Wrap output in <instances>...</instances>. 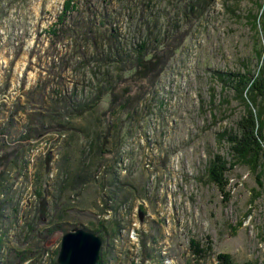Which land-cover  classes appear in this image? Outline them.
<instances>
[{
    "label": "rangeland",
    "instance_id": "374dc122",
    "mask_svg": "<svg viewBox=\"0 0 264 264\" xmlns=\"http://www.w3.org/2000/svg\"><path fill=\"white\" fill-rule=\"evenodd\" d=\"M67 1L0 0V118L13 115L17 121L9 131L12 146L4 151L21 150L16 130L21 132L34 108L46 114L55 103L54 118L69 124L65 130L46 126L29 152L27 172L10 173L0 205L6 216L0 232L8 233L4 258L12 250L36 252L43 244L50 247L49 257L44 254L40 264H49L62 235L41 241L39 234L52 222L63 223L67 232L113 222L115 211L101 215L99 209L109 188L100 184L110 181L115 167L113 191L121 189L120 199L130 196L115 213L126 229L109 264H140L142 233L148 250L161 253L159 264H197L190 243L205 246L206 240L212 250L198 264H217L218 254H229L233 264H264V169L237 164L227 175L226 203L203 174L214 155L234 161L219 134L235 130L246 102L215 74L254 72L264 64V28L257 23L264 0H215L200 13L189 10L194 0H70L71 31L52 39L49 29ZM147 25L155 35L167 33L169 41L137 80L124 83L115 66L91 60L110 29L129 49L144 39ZM106 73L120 102L132 108L110 111L107 95L92 116L69 114L71 101H87ZM36 86L44 91L42 103L33 107L25 94ZM258 105L264 109L262 100ZM96 130L108 131L101 153L87 148ZM70 173V187L60 189ZM39 194L47 201L46 217ZM36 258L35 253L25 264H36Z\"/></svg>",
    "mask_w": 264,
    "mask_h": 264
},
{
    "label": "trees",
    "instance_id": "16d2710c",
    "mask_svg": "<svg viewBox=\"0 0 264 264\" xmlns=\"http://www.w3.org/2000/svg\"><path fill=\"white\" fill-rule=\"evenodd\" d=\"M214 1L215 0H194L189 10L190 12L195 11L200 13L201 10L211 6ZM73 9L74 7L71 5V1L68 0L65 3L56 23L49 29L52 39L55 38L56 40H60L70 33L71 26H68V22L66 21ZM184 15L185 18H187L186 14ZM255 20L256 17H254V21ZM260 20L262 21V26L264 28V7L261 8L260 16L257 18L258 24ZM110 30L111 31L104 35V38L100 41L101 43H99V48L96 51L97 53L94 57L93 55L91 56V60L98 62L99 66H115V68L120 72V74H117L120 75L119 78L122 79L124 77V83L135 81L138 79L139 75L145 74L144 70L147 65L153 63V57H155L154 55L156 54L158 56L159 52L157 51L160 48H164L165 44L169 41L167 33L164 34L163 37L155 35L153 25L151 27H148L147 25L144 39L134 47L128 49L121 43L118 31L115 29ZM176 30L177 29L174 26L172 34L176 32ZM102 43L107 44L105 48ZM151 52L153 54L149 58L148 55L151 54ZM98 65L97 67H99ZM129 70H134V74L130 77L124 76V74L128 73ZM102 76V80L99 81L100 83L97 82L95 85L96 87L92 92V96L87 101H71L70 106L72 110L68 111L69 114L81 117L85 115L92 116L95 108L100 104L101 99L107 95L110 96V111H112V109L114 110V108L120 109L121 111L132 108L131 102H120L119 94L116 92V84L113 83V81H110L107 73ZM215 78L218 82L222 83L223 87L226 88L228 86L237 98L246 102L245 114L241 116L239 121L236 123L235 130L227 133H221V135L219 134L220 139L225 141L228 145L234 161L229 163L224 157L214 155L212 158H209L203 172L207 182L214 185L218 189L219 193L223 197V202L226 203L230 198V194L227 191L229 185L227 175L237 164H244L252 171L264 169V109L262 107L260 108L258 105L260 100L264 102V64L257 66L254 72L248 70L242 74H215ZM43 91L44 87L36 86L34 89L26 93V104H31V106L34 107L35 105L42 103L41 94ZM56 108V104L54 103V105L50 106L46 114L36 110V108H34L35 111H31L26 114L25 123L22 125L21 132L16 130L18 133L15 141L21 150L16 148L11 153H7L4 150L6 149V146H12L13 140L9 138V131L11 128L15 127L17 121L13 115L0 118L2 120L0 122V167H2V169H0V205L2 203L1 200L3 195L7 194L9 190L10 173L13 170H17L19 174L27 172L29 166V152L31 148L37 144V139H40L45 135V127H50L54 123L59 128L65 130L69 126V124L67 122H63L62 119L54 118L56 115L54 112ZM14 114H16V111ZM88 139L92 140L88 142V152L101 153L103 152V147L108 141V131L105 133L103 130L91 131ZM10 154L13 156L12 159H9ZM49 159L50 158L48 157L45 162V169L47 171L50 170ZM1 161L4 162L1 163ZM77 173L75 175H77ZM117 178L116 168L113 167L110 181L106 185L103 182L100 184L102 190H104L107 186L109 187L105 197L102 198V205L99 209L101 215L110 210L112 212L115 211L116 213L119 206L127 202L129 199L130 193L121 196L120 199L118 198V194L116 195V191L121 192V189L117 188L116 191H113L114 185L118 182ZM62 182L63 185L60 186V189L66 190L69 188L71 185V173L68 178L65 177ZM111 186L112 189L110 190ZM38 206L42 207V211H40L42 213L41 217H46V214H48L47 201L46 198L40 194ZM125 209H127L128 212V207H125ZM125 209H123V211ZM55 212H59V210L55 209ZM115 213L114 220L111 223L105 224L101 221L91 229L85 227L82 228L102 240V248L98 264H109V262L112 261L111 258L113 256H117V246L119 247V245L123 242L122 234L126 229L125 219ZM5 218V213L0 207V231H2L1 229L5 230L3 226V220ZM98 219H100V217ZM29 229L30 232H32L31 227ZM67 231L68 230L63 229V223L54 221L49 227L44 229L43 233L39 234V237H41V241H47L50 237L57 236L58 234L64 235ZM7 235L8 233L6 231L3 233L0 232V264H14L13 261H17L16 264H25L34 258L35 253L37 254V258L35 260L36 264H40L41 258L44 254L49 257L50 247L41 244V247H38L36 252H32L33 250L30 249L12 250L13 255H11L10 251L9 254L11 256L8 255L4 258V247ZM139 243V248H141L139 263L159 264L161 253L157 252L154 247L150 246V250H148V236L145 233H142L141 236L139 235ZM211 245L212 243L209 240H206L205 246L200 245L199 242L190 243V251L197 264L200 261H204L210 255L212 250ZM58 250L59 247L56 250L55 258L52 259L49 264H57L56 257ZM12 256H14V259L11 261L10 258ZM128 259L131 260V255L128 256ZM216 261L217 264H233L232 258L229 254L216 255Z\"/></svg>",
    "mask_w": 264,
    "mask_h": 264
},
{
    "label": "water",
    "instance_id": "95a60500",
    "mask_svg": "<svg viewBox=\"0 0 264 264\" xmlns=\"http://www.w3.org/2000/svg\"><path fill=\"white\" fill-rule=\"evenodd\" d=\"M102 240L83 229H76L62 235L59 244L57 264H98Z\"/></svg>",
    "mask_w": 264,
    "mask_h": 264
},
{
    "label": "built area",
    "instance_id": "2783aa9c",
    "mask_svg": "<svg viewBox=\"0 0 264 264\" xmlns=\"http://www.w3.org/2000/svg\"><path fill=\"white\" fill-rule=\"evenodd\" d=\"M130 234H131V225H130V227H129V236H130Z\"/></svg>",
    "mask_w": 264,
    "mask_h": 264
}]
</instances>
